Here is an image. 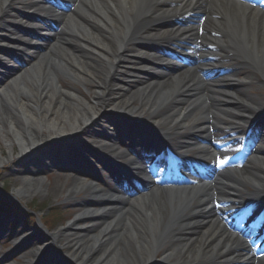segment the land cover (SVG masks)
Listing matches in <instances>:
<instances>
[{
  "label": "bare ground",
  "instance_id": "1",
  "mask_svg": "<svg viewBox=\"0 0 264 264\" xmlns=\"http://www.w3.org/2000/svg\"><path fill=\"white\" fill-rule=\"evenodd\" d=\"M75 2V10L62 17L66 21L56 41L36 51L39 43L22 33L40 30L29 17L43 10L50 13L48 6L39 0H0V57L9 54L2 46L8 42L29 61L0 87V138L13 143L8 147L10 155L14 142L18 143L21 158L17 163L66 158L77 169L64 177L65 182L45 187L42 180L18 175L20 183L14 189L18 197L63 192L64 200L79 208L71 223L43 240L39 235L38 243L21 253L25 263L36 264L45 257L57 264H227L239 260L264 264L249 255L257 253L249 250L255 245L253 239L234 233L214 216L218 189L223 190V199H232L226 204L231 207L243 199L236 193L246 192L255 202L253 207L264 199L263 131L261 145L244 168L217 181L156 187L127 200L117 186L97 174L107 186L101 190L98 180L84 170L90 164L81 162L92 155L108 166V172L114 170V160L124 164L122 174H128V168L138 169L140 163H126L127 154L115 146L123 143L120 126L127 123L131 129L130 121L140 126L148 123L140 131L178 155L187 140L207 137L211 128L228 123L224 117H231L236 108L241 109L240 115L254 116L241 119L245 127L256 123L254 128L260 124L264 129V97L251 92L254 86L264 89V11L234 0H180L169 7L164 5L166 0ZM198 10L214 18L210 24L207 18L204 34L194 33V25L173 28L167 38L160 33L162 20H182L185 13ZM161 42L178 57L183 55L182 45L192 42L196 50L190 58L200 61L210 54L214 60H205L202 68L178 66L154 49ZM214 43V49L206 48ZM1 62L0 58V69ZM4 63H11L9 57ZM226 64H231V71L204 79L203 72L226 71ZM167 66L181 70L157 72L158 67ZM151 72L156 74L153 79L139 80L134 92L124 90L129 80ZM228 84L239 87L235 90L240 99L237 107L235 92L223 89ZM79 86L92 94L87 97ZM227 104L228 109L220 108ZM199 110L201 117L195 121L192 116L199 115ZM135 134L132 130L129 135ZM35 231L42 232V226ZM25 233H17L13 241L22 242Z\"/></svg>",
  "mask_w": 264,
  "mask_h": 264
},
{
  "label": "rangeland",
  "instance_id": "2",
  "mask_svg": "<svg viewBox=\"0 0 264 264\" xmlns=\"http://www.w3.org/2000/svg\"><path fill=\"white\" fill-rule=\"evenodd\" d=\"M12 54L13 56L15 55V53ZM10 62V64H3L0 69V87L6 85L9 82L10 78L17 72V70H19L22 66L26 68L28 64V62L24 60V58L18 60V62ZM126 75H128V73ZM143 78L146 80L151 79L149 75H143L139 76V78L134 79L133 81L129 80L128 85L126 84L124 90L128 92H134L133 90L136 87L137 82ZM79 88L82 90V92H87V97L93 92L86 91V89L81 86H79ZM253 88L254 90H252L251 92L255 94H261V96L264 97V89H261L257 86H254ZM234 97L237 98V96ZM193 117H195V115ZM107 127L111 128L109 125H107ZM120 129L121 134L119 138H126L128 133V124H122L120 126ZM118 134L119 133H117V136ZM0 143L2 144L1 149L2 153L4 154L3 157H1L0 155V159H4L7 162H5V164L0 163L1 229L3 228L2 226H4V230L2 229L4 232H0V264H26L25 259L21 256V253L27 249L34 247V245L38 243L37 238L39 237V235L40 239L42 238L43 240L46 238V236H48V234H52L56 230L71 223L75 219V215L78 213L79 208H77V206H75L74 204L65 201L64 197L66 196V194L64 195L63 192H61L60 194H53L51 192L50 194H46L39 191L38 193H36V195L30 198L28 197L22 199L18 197L14 193V189L17 188L20 183L16 181L17 177L22 175L30 176V178H32L34 181L42 180L44 187L54 186L55 184L59 185L60 183L65 182L64 177L66 175L71 176L77 169H73V163L71 162L72 160L69 161L66 158L57 159L53 162H48L44 159H41L40 163L38 164H31L26 161H20L19 163H17L18 161H16V158L19 156V152H15L14 154L15 161L8 163L7 159L10 157V151L8 147L13 143H5L1 138ZM82 162H84L85 164H90V167H87L84 170H87V173L89 174L95 175L92 176L93 178L98 176L97 174H100L102 178L105 177L106 172L102 169L103 166H101V164H98L96 159L92 158L89 161L84 160ZM106 180H108V178ZM32 184H34L35 186L36 183L33 182ZM4 192H7L9 196L5 195L6 193ZM41 219L43 220V222H45L44 224L49 227L50 231H48L45 225L40 222ZM42 224L44 225V227L42 226V232H39L38 234L35 229L41 227ZM25 231L27 233H25ZM17 233H25L24 236H22V242L15 243L13 241V237ZM40 233L43 234L41 235ZM37 264L57 263H50L49 259L44 257Z\"/></svg>",
  "mask_w": 264,
  "mask_h": 264
},
{
  "label": "snow or ice",
  "instance_id": "3",
  "mask_svg": "<svg viewBox=\"0 0 264 264\" xmlns=\"http://www.w3.org/2000/svg\"><path fill=\"white\" fill-rule=\"evenodd\" d=\"M219 164H220L221 166H223V165H224V161H223V160H219Z\"/></svg>",
  "mask_w": 264,
  "mask_h": 264
}]
</instances>
